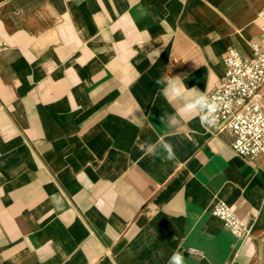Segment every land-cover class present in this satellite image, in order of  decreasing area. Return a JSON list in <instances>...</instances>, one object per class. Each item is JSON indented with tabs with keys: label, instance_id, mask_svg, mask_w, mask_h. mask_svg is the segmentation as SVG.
I'll return each instance as SVG.
<instances>
[{
	"label": "crops",
	"instance_id": "1",
	"mask_svg": "<svg viewBox=\"0 0 264 264\" xmlns=\"http://www.w3.org/2000/svg\"><path fill=\"white\" fill-rule=\"evenodd\" d=\"M263 7L0 0V264H260L264 156H238L183 105L218 85L229 48L250 55ZM159 141L174 159L146 153ZM219 200L252 235L212 213Z\"/></svg>",
	"mask_w": 264,
	"mask_h": 264
},
{
	"label": "built area",
	"instance_id": "2",
	"mask_svg": "<svg viewBox=\"0 0 264 264\" xmlns=\"http://www.w3.org/2000/svg\"><path fill=\"white\" fill-rule=\"evenodd\" d=\"M257 19L260 30L250 44V55L243 56L233 47L228 49L222 78L214 89L206 92L218 107L210 115L201 113V117L207 116L212 121L202 123L203 126L216 134H228L232 151L249 162L264 156V7ZM212 213L236 237L252 235V227L227 202H216ZM189 251L201 254L197 248H189Z\"/></svg>",
	"mask_w": 264,
	"mask_h": 264
},
{
	"label": "clouds",
	"instance_id": "3",
	"mask_svg": "<svg viewBox=\"0 0 264 264\" xmlns=\"http://www.w3.org/2000/svg\"><path fill=\"white\" fill-rule=\"evenodd\" d=\"M158 85H164L162 91L166 95H172L180 99H184V92L186 90L185 85L182 83V79L178 77H171L168 73H165L159 80L156 81ZM198 91L197 89H195ZM218 106L213 103L209 97L204 92H199L198 95L186 100L183 105V110L186 113L191 112H200L208 113L209 115L213 113ZM146 118V117H145ZM202 123H212L207 116H202ZM159 151L166 153V159H174V151L170 143L164 142L163 145L160 144V141L157 144H149L146 146L145 151L148 154L156 155ZM167 264H185L184 257L179 252H174L167 262Z\"/></svg>",
	"mask_w": 264,
	"mask_h": 264
},
{
	"label": "water",
	"instance_id": "4",
	"mask_svg": "<svg viewBox=\"0 0 264 264\" xmlns=\"http://www.w3.org/2000/svg\"><path fill=\"white\" fill-rule=\"evenodd\" d=\"M260 264H264V250H263V256H262Z\"/></svg>",
	"mask_w": 264,
	"mask_h": 264
}]
</instances>
